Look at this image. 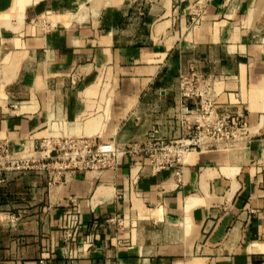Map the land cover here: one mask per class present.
Segmentation results:
<instances>
[{
  "label": "crops",
  "instance_id": "crops-1",
  "mask_svg": "<svg viewBox=\"0 0 264 264\" xmlns=\"http://www.w3.org/2000/svg\"><path fill=\"white\" fill-rule=\"evenodd\" d=\"M191 68L219 113L244 111L252 142L159 171L144 156L0 171V264H264V0H0V137L32 155L61 137L178 139Z\"/></svg>",
  "mask_w": 264,
  "mask_h": 264
},
{
  "label": "built area",
  "instance_id": "built-area-1",
  "mask_svg": "<svg viewBox=\"0 0 264 264\" xmlns=\"http://www.w3.org/2000/svg\"><path fill=\"white\" fill-rule=\"evenodd\" d=\"M198 21V20H196ZM73 79L79 78L74 71ZM180 107L177 116L181 134L178 139L166 140L158 136V129L149 133L144 140L128 142H99L86 136L61 137L54 141L44 140L39 154H25L11 150L7 137H0V171L26 170L31 168L66 170H91L102 173L117 168L126 156H144L155 171L173 166L181 161L184 153L191 149L232 148L247 146L253 140V131L240 110L235 116L218 112L213 101V85L195 68L179 74ZM190 100L194 102L190 104ZM179 179L181 170H177ZM119 225L122 218H111ZM82 222L78 209L67 213L65 252L73 254L77 228ZM41 257L38 264H48Z\"/></svg>",
  "mask_w": 264,
  "mask_h": 264
}]
</instances>
